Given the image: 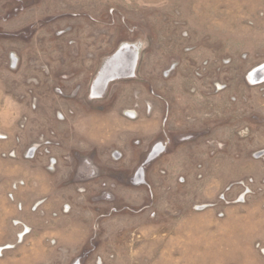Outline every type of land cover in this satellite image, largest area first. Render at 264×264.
<instances>
[{
    "label": "rangeland",
    "instance_id": "rangeland-1",
    "mask_svg": "<svg viewBox=\"0 0 264 264\" xmlns=\"http://www.w3.org/2000/svg\"><path fill=\"white\" fill-rule=\"evenodd\" d=\"M264 0H0V264H264Z\"/></svg>",
    "mask_w": 264,
    "mask_h": 264
},
{
    "label": "bare ground",
    "instance_id": "bare-ground-1",
    "mask_svg": "<svg viewBox=\"0 0 264 264\" xmlns=\"http://www.w3.org/2000/svg\"><path fill=\"white\" fill-rule=\"evenodd\" d=\"M260 75L261 77L264 78V65L260 66L259 68L256 69V71L253 74V77H256L257 75Z\"/></svg>",
    "mask_w": 264,
    "mask_h": 264
}]
</instances>
